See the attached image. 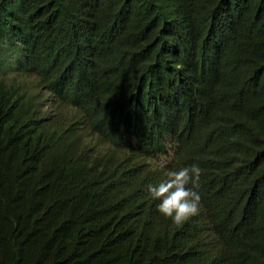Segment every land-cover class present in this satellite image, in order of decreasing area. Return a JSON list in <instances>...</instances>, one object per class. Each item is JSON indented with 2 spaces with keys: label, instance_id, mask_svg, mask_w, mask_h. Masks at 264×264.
<instances>
[{
  "label": "trees",
  "instance_id": "1",
  "mask_svg": "<svg viewBox=\"0 0 264 264\" xmlns=\"http://www.w3.org/2000/svg\"><path fill=\"white\" fill-rule=\"evenodd\" d=\"M0 264H264V0H0Z\"/></svg>",
  "mask_w": 264,
  "mask_h": 264
},
{
  "label": "clouds",
  "instance_id": "2",
  "mask_svg": "<svg viewBox=\"0 0 264 264\" xmlns=\"http://www.w3.org/2000/svg\"><path fill=\"white\" fill-rule=\"evenodd\" d=\"M201 174L202 169L192 164L179 170H167L158 184L146 186L151 198L159 201L156 205L158 213L177 227L200 210V196L196 189L199 188Z\"/></svg>",
  "mask_w": 264,
  "mask_h": 264
},
{
  "label": "rangeland",
  "instance_id": "3",
  "mask_svg": "<svg viewBox=\"0 0 264 264\" xmlns=\"http://www.w3.org/2000/svg\"><path fill=\"white\" fill-rule=\"evenodd\" d=\"M14 73H15L14 69H13V68H9L8 71H7V73H6V75L12 76ZM90 138H91V140H92L94 143H97V145H99V146H101V147H104V145L102 144V141L99 140V138H98L96 135H95V136H92V135H91ZM173 152H174V150H170L169 153H168V155L160 156V158H157V159H155L154 161H155L156 163H159V164H160V163H166V162H168L170 159H172L171 157H172V154H174Z\"/></svg>",
  "mask_w": 264,
  "mask_h": 264
}]
</instances>
